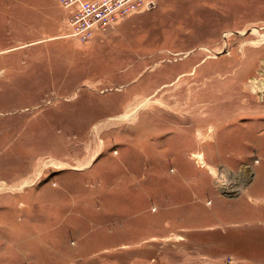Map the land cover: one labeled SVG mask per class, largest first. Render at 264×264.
I'll list each match as a JSON object with an SVG mask.
<instances>
[{
  "label": "rangeland",
  "instance_id": "374dc122",
  "mask_svg": "<svg viewBox=\"0 0 264 264\" xmlns=\"http://www.w3.org/2000/svg\"><path fill=\"white\" fill-rule=\"evenodd\" d=\"M67 17L0 0V264H264V0Z\"/></svg>",
  "mask_w": 264,
  "mask_h": 264
},
{
  "label": "built area",
  "instance_id": "2783aa9c",
  "mask_svg": "<svg viewBox=\"0 0 264 264\" xmlns=\"http://www.w3.org/2000/svg\"><path fill=\"white\" fill-rule=\"evenodd\" d=\"M68 11L69 32L81 41L91 38L97 29L112 27L133 12L148 9L152 0H60Z\"/></svg>",
  "mask_w": 264,
  "mask_h": 264
},
{
  "label": "bare ground",
  "instance_id": "6f19581e",
  "mask_svg": "<svg viewBox=\"0 0 264 264\" xmlns=\"http://www.w3.org/2000/svg\"><path fill=\"white\" fill-rule=\"evenodd\" d=\"M254 83V82H253ZM252 85V84H251ZM258 87V86H257ZM251 88V87H250ZM255 88V87H254ZM259 88V87H258ZM255 91V90H254ZM129 114L127 113V114H125V116H128Z\"/></svg>",
  "mask_w": 264,
  "mask_h": 264
}]
</instances>
